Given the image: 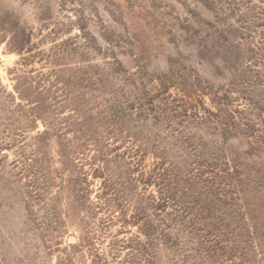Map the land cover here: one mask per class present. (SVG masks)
Here are the masks:
<instances>
[{
    "label": "rangeland",
    "instance_id": "rangeland-1",
    "mask_svg": "<svg viewBox=\"0 0 264 264\" xmlns=\"http://www.w3.org/2000/svg\"><path fill=\"white\" fill-rule=\"evenodd\" d=\"M0 264H264V0H0Z\"/></svg>",
    "mask_w": 264,
    "mask_h": 264
}]
</instances>
